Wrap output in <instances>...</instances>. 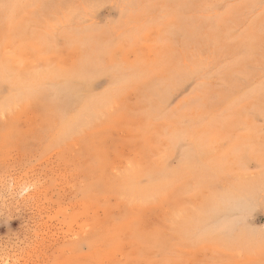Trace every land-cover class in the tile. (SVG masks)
<instances>
[{
	"label": "rangeland",
	"instance_id": "374dc122",
	"mask_svg": "<svg viewBox=\"0 0 264 264\" xmlns=\"http://www.w3.org/2000/svg\"><path fill=\"white\" fill-rule=\"evenodd\" d=\"M0 264H264V0H0Z\"/></svg>",
	"mask_w": 264,
	"mask_h": 264
},
{
	"label": "bare ground",
	"instance_id": "6f19581e",
	"mask_svg": "<svg viewBox=\"0 0 264 264\" xmlns=\"http://www.w3.org/2000/svg\"><path fill=\"white\" fill-rule=\"evenodd\" d=\"M102 220V219H101ZM97 223H98V225H97ZM101 223H103V222H101V221H99L98 222V220H97V218L96 217H94L93 218V224L92 225H95V226H93L95 229H98V228H101ZM95 232V231H94ZM130 232V231H129ZM131 233V232H130Z\"/></svg>",
	"mask_w": 264,
	"mask_h": 264
},
{
	"label": "snow or ice",
	"instance_id": "6c2138e0",
	"mask_svg": "<svg viewBox=\"0 0 264 264\" xmlns=\"http://www.w3.org/2000/svg\"><path fill=\"white\" fill-rule=\"evenodd\" d=\"M201 242H205V241H197L196 243H201Z\"/></svg>",
	"mask_w": 264,
	"mask_h": 264
}]
</instances>
